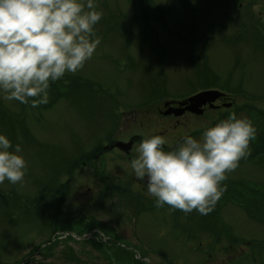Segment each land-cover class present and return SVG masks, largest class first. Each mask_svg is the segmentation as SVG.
<instances>
[{"label": "rangeland", "instance_id": "obj_1", "mask_svg": "<svg viewBox=\"0 0 264 264\" xmlns=\"http://www.w3.org/2000/svg\"><path fill=\"white\" fill-rule=\"evenodd\" d=\"M43 2L52 10L0 0V264L264 261V141L252 149L264 131V0ZM206 88L234 107L179 118L159 136L158 99ZM131 135L170 147L182 136L163 162L146 151L174 188L135 185L141 173L117 161L82 164ZM54 186L65 194L57 213ZM52 234L62 237L43 254ZM68 247L80 262L65 260Z\"/></svg>", "mask_w": 264, "mask_h": 264}, {"label": "flooded vegetation", "instance_id": "obj_2", "mask_svg": "<svg viewBox=\"0 0 264 264\" xmlns=\"http://www.w3.org/2000/svg\"><path fill=\"white\" fill-rule=\"evenodd\" d=\"M44 0H37L36 2L41 3ZM38 7L40 8L41 5L39 4ZM193 94V93H191ZM191 94H188L184 97H172V96H167V95H163L161 96L158 100H159V107H155L154 110H152V117H154V119H156V130H159L157 133H159V136H162V134L167 135V131H169L168 129L164 132V130L166 129L165 126H167L169 128V126H173L175 127L178 122H179V118H186V119H192L197 117V115L188 110L186 107L189 105L186 101L185 98L190 96ZM227 96L226 95H222L220 98H218L213 105L215 106V108H211L209 107V104H205L203 105L202 109H203V113L202 115H205V113L209 110H217L223 103L227 102ZM175 108H179V111H181V109H184L183 112L179 115H176L175 112L173 111ZM186 108V109H185ZM149 114H147L148 116ZM169 122L171 125H169ZM167 123V124H166ZM166 124V125H165ZM154 130V133L155 131ZM187 137V135H185ZM181 135L177 136L175 138L174 143L172 144V147H170L169 145L171 144L170 141L166 140V142H168V144H164L163 142H155L156 141V136L154 137L153 144L149 143V144H145L144 142L148 141L146 138L144 139V141H139V135H131L129 137L126 138H122V139H115L113 141H111V143L105 144L108 147L106 149H97V147H95V149L97 150L96 154H92L90 152H87L84 156V158L81 160L83 165H86L89 163V166L92 167L93 163L92 161L95 159L101 158V165L103 166H107L108 163H105L106 160H108V162H111V164H114L113 162L117 161L116 163L120 164H124V166H126L128 169L133 170L132 168H137L140 174V179H136V177H133V174L130 176L131 179L133 180H137L135 185L137 183H139L142 187L146 188L147 190L150 189V191H163V190H167L169 188H174L176 186V181L172 180V181H167V179L165 178L164 173H167L166 171L162 170V163L160 161H157L156 159H152L148 157V153H146V151L148 152L149 150L152 152H157L158 155H161L163 158L161 159V161L163 162L167 157H169V155L171 154V152H176V150H179V143L181 141ZM185 137V138H186ZM116 140H120L123 141L124 143L127 142H132L131 148L127 151L124 152L123 150L116 148V147H112L110 148V145L113 144V142H115ZM149 142V141H148ZM102 145V148L103 146ZM159 145V146H158ZM136 146V147H135ZM158 146V147H157ZM139 147L141 149H139ZM94 149V150H95ZM108 149H110L111 151H116V157H111V156H105V152L108 153L107 151H109ZM175 150V151H173ZM180 152V150H179ZM114 156V154H113ZM92 160V161H91ZM153 162H155V164H153ZM150 172H158L160 174V176L163 178V183L160 187H151L147 184L144 183L143 181V176L147 173ZM135 173V172H134ZM137 173V172H136ZM138 173V174H139ZM105 173L102 172L101 176H105ZM98 179L101 181V179L98 177ZM175 184V186H174ZM104 187L103 183L101 185V187ZM154 194V193H153ZM160 195V193H159ZM144 198L150 199L148 196H144ZM154 198H159V196H155Z\"/></svg>", "mask_w": 264, "mask_h": 264}, {"label": "trees", "instance_id": "obj_3", "mask_svg": "<svg viewBox=\"0 0 264 264\" xmlns=\"http://www.w3.org/2000/svg\"><path fill=\"white\" fill-rule=\"evenodd\" d=\"M41 69H43V68H41ZM66 76H62V79L63 78H65ZM61 78V77H60ZM262 113V112H261ZM262 114H264V113H262ZM207 133V132H209L208 131V127H206V128H204L203 130H201V132H203V133H205V132ZM200 132V133H201ZM263 132V131H262ZM261 132V133H262ZM262 137V136H261ZM257 138V139H256ZM255 140L256 141H253L252 142V149L254 150V151H256V149H257V146L258 145H261V140H262V142L264 141L262 138H260L259 139V137H255ZM264 149V148H263ZM96 150V149H95ZM97 151V150H96ZM253 154H254V152H253ZM191 155H194V154H191ZM201 159V158H200ZM68 165V164H67ZM67 165H66V169H64L65 171H67L68 170V167H67ZM72 171V170H71ZM57 181V180H56ZM56 188V186H54L53 187V191L54 192H56V193H60L61 194V196H56L55 197V200L54 201H52V202H54V203H51V205H50V208L51 209H53V208H55V209H53V211H56V213H57V211L59 210V205L64 201V198H65V194H64V192L63 191H61L59 188H58V191L55 189ZM227 191V188H226V186H225V189H224V193ZM226 195V194H225ZM233 200V199H232ZM57 216V218H60L58 215H56ZM61 219H64L63 217L61 218ZM90 219V221H92V223H94V224H96V223H98L99 224V222H97L95 219H91V218H89ZM86 226H87V228H86V231H88V230H90L91 228H93V226L94 225H91V224H85ZM56 230H58V229H56ZM53 231H55V229L53 230ZM65 239H68V240H73V241H77V240H75L74 238H72L71 236H66V237H64ZM57 242H58V239H55L53 242H50L48 245L49 246H47V245H45V246H43V249H44V253L43 254H51L52 252H53V245H55V244H57ZM93 243H94V241H93ZM121 253H125V254H127V251H125L123 248H121ZM63 256H64V258H65V260H68L67 262H80V259L77 257V255H76V252L72 249V248H70V247H68V249L65 251H63ZM130 263H132V264H143L141 261H138V260H134V258H133V256H132V258L130 259ZM251 264H264V261H259V262H253V263H251Z\"/></svg>", "mask_w": 264, "mask_h": 264}, {"label": "water", "instance_id": "obj_4", "mask_svg": "<svg viewBox=\"0 0 264 264\" xmlns=\"http://www.w3.org/2000/svg\"><path fill=\"white\" fill-rule=\"evenodd\" d=\"M5 35L7 36L8 39H11L13 37V33L11 29H6L5 30ZM220 96V93L216 90H203L200 91L190 97L187 98L186 102L189 104L186 108L192 112H195L197 114L202 113L201 107L205 105L206 103H209V105L212 107V102L217 99ZM185 108V109H186ZM184 109H175V114H180ZM114 145L116 146H124L126 148H129V144H123L121 142H116ZM123 148V147H122ZM127 150V149H125ZM144 179L146 182H148L151 185H156L159 186L162 183V180L159 179L157 173H150L148 175L144 176Z\"/></svg>", "mask_w": 264, "mask_h": 264}]
</instances>
